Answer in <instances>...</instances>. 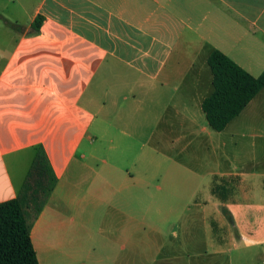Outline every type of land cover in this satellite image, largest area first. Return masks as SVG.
<instances>
[{"label": "crops", "instance_id": "obj_1", "mask_svg": "<svg viewBox=\"0 0 264 264\" xmlns=\"http://www.w3.org/2000/svg\"><path fill=\"white\" fill-rule=\"evenodd\" d=\"M213 50L258 77L264 0H0V203L41 148L39 264H264V90L212 130Z\"/></svg>", "mask_w": 264, "mask_h": 264}, {"label": "trees", "instance_id": "obj_2", "mask_svg": "<svg viewBox=\"0 0 264 264\" xmlns=\"http://www.w3.org/2000/svg\"><path fill=\"white\" fill-rule=\"evenodd\" d=\"M42 20L41 16L34 19L30 25L31 33H38ZM6 24L16 29L14 24ZM207 65L212 74L213 91L202 101L201 109L209 127L220 132L260 90H264V70L258 77H252L217 50L209 54ZM45 178L50 181L48 186L42 183ZM54 182L44 153L39 148L19 196L0 203V264H39L21 205L23 200H27L37 213Z\"/></svg>", "mask_w": 264, "mask_h": 264}, {"label": "rangeland", "instance_id": "obj_3", "mask_svg": "<svg viewBox=\"0 0 264 264\" xmlns=\"http://www.w3.org/2000/svg\"><path fill=\"white\" fill-rule=\"evenodd\" d=\"M27 167H28V164H26L25 166H24V169H23V171L25 172L26 170L25 169H27ZM17 173V172H16ZM42 183L45 185V186H48L49 185V183H50V181L47 179V178H45V179H43L42 180ZM41 183V184H42ZM47 188V187H46ZM42 198V197H41Z\"/></svg>", "mask_w": 264, "mask_h": 264}]
</instances>
